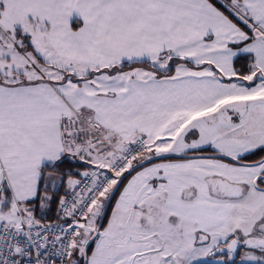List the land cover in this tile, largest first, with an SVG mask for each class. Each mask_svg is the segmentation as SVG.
<instances>
[{
	"label": "snow or ice",
	"instance_id": "snow-or-ice-1",
	"mask_svg": "<svg viewBox=\"0 0 264 264\" xmlns=\"http://www.w3.org/2000/svg\"><path fill=\"white\" fill-rule=\"evenodd\" d=\"M0 264H264V0H0Z\"/></svg>",
	"mask_w": 264,
	"mask_h": 264
}]
</instances>
